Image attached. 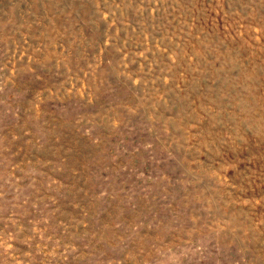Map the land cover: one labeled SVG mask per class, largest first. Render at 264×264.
<instances>
[{
  "label": "rangeland",
  "instance_id": "rangeland-1",
  "mask_svg": "<svg viewBox=\"0 0 264 264\" xmlns=\"http://www.w3.org/2000/svg\"><path fill=\"white\" fill-rule=\"evenodd\" d=\"M0 264H264V0H0Z\"/></svg>",
  "mask_w": 264,
  "mask_h": 264
}]
</instances>
